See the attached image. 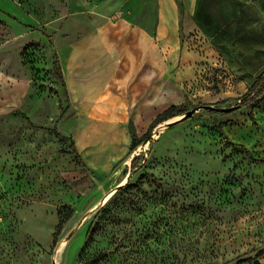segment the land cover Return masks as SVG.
<instances>
[{
  "label": "rangeland",
  "instance_id": "374dc122",
  "mask_svg": "<svg viewBox=\"0 0 264 264\" xmlns=\"http://www.w3.org/2000/svg\"><path fill=\"white\" fill-rule=\"evenodd\" d=\"M172 1L0 0V264H264V91L247 96ZM123 19L187 61V112L119 160L97 70Z\"/></svg>",
  "mask_w": 264,
  "mask_h": 264
},
{
  "label": "crops",
  "instance_id": "0c3cea01",
  "mask_svg": "<svg viewBox=\"0 0 264 264\" xmlns=\"http://www.w3.org/2000/svg\"><path fill=\"white\" fill-rule=\"evenodd\" d=\"M172 2L177 17L181 14L207 40L218 61L251 85L264 70V0ZM155 31L154 25L151 28L148 24L119 20L118 57L114 66L103 64L97 70L101 71L99 77L106 80L105 101L115 97L114 109L101 106L103 113L99 116L119 118V160L131 149L132 134L138 131L137 119L155 118L169 106L186 99L187 84L182 74L188 70L184 65L187 61L177 51L163 47ZM73 90V95L79 98V93ZM131 119L136 128L132 134L128 131Z\"/></svg>",
  "mask_w": 264,
  "mask_h": 264
},
{
  "label": "trees",
  "instance_id": "16d2710c",
  "mask_svg": "<svg viewBox=\"0 0 264 264\" xmlns=\"http://www.w3.org/2000/svg\"><path fill=\"white\" fill-rule=\"evenodd\" d=\"M49 38L50 35H49ZM54 70L57 73L58 77L61 79V81L63 82V85L66 86V81L64 79V74H63V70L58 58L57 53L55 54V61H54ZM254 90H258V93H261L262 91H264V70L262 72H260L255 79L253 80V82L251 83V86L247 92V96L250 95L252 92H254ZM187 112V109L183 108L182 104H173L170 107H168L167 109H165L163 112L159 113L155 120L153 121V123L151 124L148 132L146 133V135L141 136V137H137L136 134H133V140L131 143V150H134L144 139L145 137L149 136L151 134V131L153 130V128L159 124L160 122L167 120L171 117H174L176 115L179 114H183ZM56 134L60 137H65L63 135L60 134V132L57 131V129L55 130ZM67 138V137H65ZM72 152L76 154L77 159L86 166V162L83 159L82 155L80 154V152L78 151V149L75 147L72 149ZM137 161V157H135L133 159V164Z\"/></svg>",
  "mask_w": 264,
  "mask_h": 264
},
{
  "label": "water",
  "instance_id": "95a60500",
  "mask_svg": "<svg viewBox=\"0 0 264 264\" xmlns=\"http://www.w3.org/2000/svg\"><path fill=\"white\" fill-rule=\"evenodd\" d=\"M184 114V113H183ZM190 114H192V112L190 111L187 115H190ZM186 115V116H187ZM131 127H132V130H133V133H135L136 132V128H135V126H134V124H133V122H131ZM121 185H123V183H121L120 185H119V187L121 186ZM72 236V234H70L69 236H68V238H70ZM68 238H66L65 240H63L62 242H67L68 241ZM61 242V243H62ZM61 243H60V245H61ZM59 249H60V246H59ZM257 262V261H256ZM53 264H57V261H56V259H54L53 260Z\"/></svg>",
  "mask_w": 264,
  "mask_h": 264
},
{
  "label": "bare ground",
  "instance_id": "6f19581e",
  "mask_svg": "<svg viewBox=\"0 0 264 264\" xmlns=\"http://www.w3.org/2000/svg\"><path fill=\"white\" fill-rule=\"evenodd\" d=\"M115 105H113V107H114ZM108 109H109V107H107ZM106 111V110H105ZM105 115V114H104ZM106 121H108V120H106ZM81 129V128H80ZM64 244H65V242H62L61 243V245H60V248L62 247V246H64Z\"/></svg>",
  "mask_w": 264,
  "mask_h": 264
}]
</instances>
